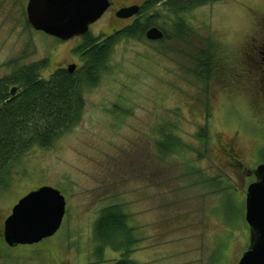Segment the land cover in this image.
Returning <instances> with one entry per match:
<instances>
[{
	"label": "rangeland",
	"instance_id": "rangeland-1",
	"mask_svg": "<svg viewBox=\"0 0 264 264\" xmlns=\"http://www.w3.org/2000/svg\"><path fill=\"white\" fill-rule=\"evenodd\" d=\"M28 1L0 0V79L45 61L41 79L67 64L82 67L76 50L84 36L61 41L36 32ZM143 3L111 0L88 34L102 43L139 19L168 39L119 41L98 85L84 90L79 124L13 167L12 185L0 190V264H116L123 252L106 247L99 254L94 236L110 206L128 215L136 243L127 259L134 264H238L249 250L247 189L264 163V0H223L178 17L164 8L140 15ZM134 5L140 13L133 20L115 17ZM179 20L193 32L186 42L176 38ZM208 46L214 65L207 83L193 75L192 59ZM203 128L206 148L198 138ZM163 134L180 146L169 140L171 151L161 150ZM44 186L66 200L59 231L8 247L5 220Z\"/></svg>",
	"mask_w": 264,
	"mask_h": 264
},
{
	"label": "trees",
	"instance_id": "trees-1",
	"mask_svg": "<svg viewBox=\"0 0 264 264\" xmlns=\"http://www.w3.org/2000/svg\"><path fill=\"white\" fill-rule=\"evenodd\" d=\"M221 1L223 0H144L140 15L151 9L157 11L158 8H164L178 17ZM151 22L147 20L142 23L138 19L132 25L114 32L102 43L86 34L83 44L76 50L84 65L73 74L57 69L48 79H41L47 65L45 61L19 66L10 76L0 79V190L6 191L10 188L14 177L13 167L24 155L36 147L51 148L55 141L79 124L85 105L84 90L98 85L101 74L106 70L112 48L122 39L144 38ZM175 29L176 38L183 41L186 40V35L189 37L193 34L180 20ZM162 31L163 42L168 39V34L165 30ZM198 53L200 55L192 59L196 65L192 73L199 80L208 83L213 75L212 47L208 46L206 51L201 50ZM13 87L17 91L11 97ZM163 135L166 137L165 142H158L161 150L171 151L167 147L169 140L173 143L171 146H180V140L169 134ZM198 138L206 148L208 129L199 131ZM94 236L101 246L98 249L99 254L103 248L109 247L116 252H123L124 259L116 264H134L127 257L136 239L133 229L128 225V215L121 206L106 207L100 212L95 223ZM251 237L255 240L257 236L253 234Z\"/></svg>",
	"mask_w": 264,
	"mask_h": 264
},
{
	"label": "water",
	"instance_id": "water-1",
	"mask_svg": "<svg viewBox=\"0 0 264 264\" xmlns=\"http://www.w3.org/2000/svg\"><path fill=\"white\" fill-rule=\"evenodd\" d=\"M111 0H29L26 7L28 24L36 32L61 41H69L89 33L90 26L107 12ZM140 13V6L121 8L118 19H129ZM145 38L160 41L164 33L157 27L148 29ZM76 65L68 66L73 74ZM17 88L11 89L15 95ZM256 182L246 195L245 220L250 228L251 246L238 264H264V163L256 170ZM66 214V200L60 191L44 186L28 193L13 207L4 222V242L8 247L33 245L53 237Z\"/></svg>",
	"mask_w": 264,
	"mask_h": 264
},
{
	"label": "flooded vegetation",
	"instance_id": "flooded-vegetation-1",
	"mask_svg": "<svg viewBox=\"0 0 264 264\" xmlns=\"http://www.w3.org/2000/svg\"><path fill=\"white\" fill-rule=\"evenodd\" d=\"M110 7H111V5H110ZM110 7H109V9H110ZM121 8H123V7H121ZM121 8H120V9H121ZM109 9L107 10V12L109 11ZM120 9H119V10H120ZM119 10H117V11H119ZM117 11L115 12V17H116V13H117ZM107 12H106V13H107ZM106 13H105V14H106ZM105 14H104V15H105ZM104 15H103V16H104ZM103 16H102V17H103ZM102 17H101V19H102ZM134 17H135V16H134ZM134 17H131V18L127 19V20H133ZM116 18H117V17H116ZM117 19H118V18H117ZM121 20H123V19H121ZM125 20H126V19H125ZM98 21H99V20H98ZM98 21H97V22H98ZM261 22H262V24L264 25V18L262 19ZM94 24H95V23H94ZM91 26H92V25H91ZM91 26H90V27H91ZM125 28H126V27H125ZM122 29H124V28H122ZM89 30H90V29H89ZM119 30H121V29H119ZM119 30L116 29V30H114V31L116 32V31H119ZM70 65H75V64H74V63L67 64V66L63 67L62 69L66 70V71L68 72V66H70ZM80 68H81V67L77 66V70H76L75 72H77ZM75 72H74V73H75ZM10 94H11V93H10ZM14 96H15V95H14ZM11 97H13V95H11ZM232 149H233V148H232ZM229 150H230V149H229ZM229 150H228V151H229ZM233 150H234V149H233ZM254 174H255V171H254ZM255 177H256V174H255ZM11 212H12V211H11ZM10 248H11V247H10ZM239 261H240V260H239ZM238 263H239V262H238Z\"/></svg>",
	"mask_w": 264,
	"mask_h": 264
}]
</instances>
